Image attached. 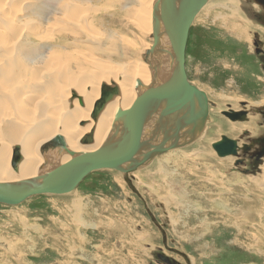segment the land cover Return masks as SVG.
Wrapping results in <instances>:
<instances>
[{
    "label": "rangeland",
    "instance_id": "rangeland-1",
    "mask_svg": "<svg viewBox=\"0 0 264 264\" xmlns=\"http://www.w3.org/2000/svg\"><path fill=\"white\" fill-rule=\"evenodd\" d=\"M157 1L144 8L151 16L139 23V12L129 14L137 7L132 0H0V58L13 61L6 70L8 77L0 83V145L8 148L4 128L14 119L19 139L11 140V147L20 150L22 145L28 150L30 132L38 117L36 105L63 117L66 108L74 105L76 110L64 119L76 123L78 133L83 128L78 141L84 145L81 139L93 133L85 127L90 122L95 127L97 119L91 114L101 87L118 86L119 74L127 65H122L124 61L148 64L146 87L156 86L150 50ZM259 5L256 0H210L192 22L185 69L190 83L207 94L209 114L204 124L182 146L170 148L169 143L168 148L157 151L130 172L101 169L88 174L69 193L36 195L19 205L0 203V264H264V184L253 182H264V156L257 161L249 147L242 148L248 143L259 149L261 141L250 134L249 123H256L255 115L245 109L254 106L249 102L264 100V69L254 45L264 40V22L258 19L264 18V8ZM236 23H244L249 37L237 38L238 34L227 27ZM139 25L146 26L145 33ZM93 32L97 33L92 40ZM114 35L118 37L116 43L111 37ZM123 37L132 45L128 49ZM135 43L138 46H133ZM98 46L115 47L112 56L98 53L100 58L111 60L100 59L99 66H85L84 48ZM73 50L77 52L71 56ZM36 51L47 55L43 66L30 60ZM155 62L156 57V67ZM49 68L56 69L50 72ZM139 79L132 81L138 93L145 88L135 84ZM11 93L16 94V100L9 96ZM82 93L92 96L89 105H84ZM223 95L247 102L236 105ZM142 101L146 102V97ZM89 107L88 120L78 121L73 116ZM257 110L263 122L258 124L264 127V108ZM240 111L243 114L238 119L224 113ZM5 112L17 116L4 118ZM147 124V135L156 134L149 135L147 143L161 145L156 142L161 138L160 126ZM173 127L160 134L171 136ZM58 135L65 140L64 134L58 133L39 146V152L46 156L40 165L43 168L49 163L56 168L59 164L54 167L52 158L68 154L55 150L51 155L55 148L51 142ZM195 135L199 138L191 140ZM222 135L237 141V156L220 157L214 150L213 143ZM151 146H144L141 153H149ZM17 156L16 161L21 158ZM135 160L145 159L136 156ZM6 163L4 169L12 171L9 161Z\"/></svg>",
    "mask_w": 264,
    "mask_h": 264
},
{
    "label": "water",
    "instance_id": "water-1",
    "mask_svg": "<svg viewBox=\"0 0 264 264\" xmlns=\"http://www.w3.org/2000/svg\"><path fill=\"white\" fill-rule=\"evenodd\" d=\"M206 2L207 0H158L155 5L158 20L155 21L154 25V42L156 43L158 40V30L162 23L166 34L171 40L173 58L171 69L166 78L155 86L154 97L129 111L117 110L115 126L112 128L106 142L97 151L80 152L76 155L74 151L67 149L65 140L61 135L56 136L51 143L55 147H62L68 153L74 155V159L33 179L19 183L0 182V203L19 205L36 195L69 193L88 174L101 169L130 172L129 167L123 168V165L126 162H135L136 156H139L143 147L147 145L146 122L148 114L154 106L165 103L164 108L161 110V118L174 113L180 115V113L186 111L174 124L172 135L167 137L166 142L170 140L172 144L170 148L179 146L182 129L189 125L193 126L194 130L201 127L208 115L205 108L206 105L208 106V97L204 91L198 89L188 80L185 62L190 27L194 17ZM136 85L138 86L139 82ZM117 93V88L102 85L101 97L96 101L91 117L96 119L104 105ZM195 99L198 100L199 104L195 105ZM224 113L232 119L240 117V113H234L235 115ZM201 119L203 124L198 127ZM81 140L82 143L87 144L91 143L93 138L91 134H88ZM213 148L220 157L238 155L237 141L225 135H222L220 140L213 143ZM163 149L164 147L162 148L160 145L151 147V151L144 156V162L157 151L162 152ZM243 149L248 150V146L243 147ZM18 150L19 147L16 146L14 159L11 162L14 169L15 158H18ZM258 155L262 156L264 152ZM140 163L142 162L136 161L135 165ZM127 181L130 185V181L128 179Z\"/></svg>",
    "mask_w": 264,
    "mask_h": 264
},
{
    "label": "bare ground",
    "instance_id": "bare-ground-1",
    "mask_svg": "<svg viewBox=\"0 0 264 264\" xmlns=\"http://www.w3.org/2000/svg\"><path fill=\"white\" fill-rule=\"evenodd\" d=\"M65 1V0H64ZM131 1V0H129ZM139 1L143 2V6L139 4ZM154 0H132V2L134 4H136L135 6L137 7H134V9L132 11L129 12V14L131 13H134L135 11L136 12H139V17H138V21L139 23H141L140 21L143 22V19H146L149 18L151 16V14H149L147 12L144 11V8L146 9V7H148L151 2H153ZM210 0H207V2L204 4L203 8L209 3ZM230 1V0H229ZM233 1V0H232ZM113 2V1H111ZM115 2V1H114ZM238 2V1H237ZM120 2H118L119 4ZM158 3V1H157ZM236 3V2H235ZM69 4V3H68ZM67 4V5H68ZM91 4V3H90ZM117 4V3H116ZM114 3V5H116ZM239 4V3H238ZM120 5V4H119ZM133 5V4H132ZM69 6V5H68ZM215 6V5H214ZM217 6V5H216ZM226 6V5H224ZM106 7V6H105ZM109 7V6H108ZM111 7V6H110ZM219 7V6H218ZM239 7V6H238ZM113 8V7H112ZM202 8V9H203ZM93 9V8H92ZM106 9V8H105ZM108 9V8H107ZM201 9V10H202ZM200 10V12H201ZM112 13V12H111ZM199 13V12H198ZM197 13V14H198ZM110 14V13H109ZM114 14V13H113ZM126 16H128L129 14L125 13ZM196 14V15H197ZM61 16V15H60ZM64 16V14L62 15ZM130 16V15H129ZM136 16V15H135ZM132 18V17H131ZM195 18V17H194ZM58 21L59 19L61 20V18H56ZM55 19V20H56ZM65 19V17L63 18V20ZM152 19V17H151ZM151 19H150V22L151 23ZM69 20V19H68ZM67 20V21H68ZM158 20V15L156 17H154V23L153 25H155V21ZM47 21V20H46ZM65 21V20H64ZM71 21V20H70ZM99 21V20H98ZM225 21V20H224ZM245 21V20H244ZM66 22V21H65ZM100 22V21H99ZM68 23V22H67ZM75 22H73V25H74ZM102 23V22H101ZM161 23V22H160ZM245 23L247 25H249V23H247L245 21ZM55 24V23H54ZM79 23H76V26L78 25ZM226 24V23H225ZM237 24V23H236ZM244 24V23H243ZM243 24L241 23V25H234L232 24V26H227L228 28H230V31L233 33V34H236L237 35V38H242L244 35L245 36H248L249 37V29L248 31L245 29V27L243 26ZM50 25V24H49ZM53 25V24H52ZM48 26V24H47ZM51 26V25H50ZM140 29L142 30V33H145L146 31V26H141L139 25ZM53 27V26H52ZM148 30L150 31L151 30V27L148 28ZM229 30V29H228ZM153 31H154V27H153ZM234 31V32H233ZM97 32H93V35L91 36V39L93 40L94 39V35L96 34ZM231 35V34H230ZM154 36V35H153ZM99 37V36H97ZM113 40H116L115 43L117 42L118 40V37H116L115 35L114 36H111ZM252 37V36H251ZM126 38V37H125ZM124 37L121 38L122 39V43L125 44L128 49V47L132 46V45H128L126 44V39ZM244 39V38H243ZM245 40V39H244ZM250 40V39H249ZM44 41V39H43ZM188 41V40H187ZM16 43V42H15ZM45 43V42H44ZM14 44V43H12ZM137 43H135V45L133 46H138L136 45ZM252 44V43H251ZM18 45V44H17ZM16 45V46H17ZM6 46V45H5ZM12 46V45H11ZM139 46L141 47V45L139 44ZM153 48L150 50V57L153 58V62L151 63L152 67L151 69L154 72V75L157 74V77H156V80H158V83L160 81H162L163 79L166 78L169 70L171 69V63L170 61H172V58H173V52H172V45H171V40L170 38L168 37V35L166 34L165 32V28H164V25H162V23L160 24V27H159V30H158V40L157 42L152 45ZM116 47V50L117 52H120L119 51V48L117 45H115ZM115 47L112 46L111 48H104L102 46H98L96 49L95 48H84L85 52H86V57L84 58L85 59V66H92V67H96V66H99V62H100V59L101 60H111L108 59V58H100V55L99 54H105L107 56H110L113 51L115 50ZM11 48V47H10ZM15 48V47H14ZM16 49V48H15ZM14 49V50H15ZM134 50V49H133ZM132 50V51H133ZM139 50V49H138ZM137 50V51H138ZM96 51V52H95ZM136 51V50H135ZM76 52L77 50H73L72 53H71V56H74L76 55ZM115 52V51H114ZM29 53V52H28ZM27 53V54H28ZM133 53V52H132ZM29 55V54H28ZM31 55V54H30ZM138 55V54H137ZM47 56V55H46ZM45 54L43 52H37L35 54H33V56L31 57L30 56V60H36V62H40V64L43 66V62L45 59ZM51 56V54H50ZM112 56V55H111ZM117 57L118 58H121L120 57V54L118 53L117 54ZM116 57V58H117ZM155 57L157 59V62L156 64H158V66L155 67V64H154V60H155ZM52 58V56H51ZM54 59L56 57H53ZM50 59V58H48ZM151 60V59H150ZM48 61V60H47ZM52 61V60H51ZM50 61V62H51ZM54 61V60H53ZM56 61V60H55ZM13 62L11 60H5V62L2 61V58H0V83L5 80L8 76H7V71L8 69H10L11 67L10 66V63ZM132 60H130L129 62L127 61H124L122 62V65H126L125 68L122 69V72L119 74V75H122L121 78H120V82L118 84V86H116V84H114V87L118 89V93H117V96H114L110 101V102H107L102 111L99 113V115L97 116V120L95 121L94 120V124H95V127H91L92 126V122H90L86 127H85V130H92V138H93V141L94 143L92 145L90 144H80V142L78 141L79 140V136L80 134H83V128H79L80 132L78 133L77 132V125L76 123H69V121L67 119H64L66 117H69L70 115V112H73L75 111L76 109H73L74 105L72 106V109H70L69 107L66 108V113L63 117V114L62 115H59V116H56V115H51V113H49L48 111V108H46V106H44V108H41V109H38L37 105H36V116L37 119H36V125L33 127L32 131L30 132V137L31 140H30V143H29V148L28 150H25L24 146L21 145L20 147V150H18V154L21 156V158L19 160H15V169L13 168L12 171H9V170H6V168L4 169V166H3V163L5 164L6 161H9V164H11L12 160L14 159V157L12 156V153L14 152L15 153V150L13 149V147H11L13 145V142H17L18 139H19V131H18V125L15 123L14 119L13 120V123H9L8 126L6 128H4L5 130V134L6 136L10 139H8V143L6 145H8V148H11V151L9 149V156L8 157H5L7 156V153H6V149L7 146H4L3 145H0V182L4 183V182H7V183H19L23 180H29V179H33V178H36V176L38 175H43V174H46L53 169L52 167V164L49 163V166H46V167H42L40 166L42 161L46 160V156L42 155L40 152H39V146L40 144L45 141V140H48L50 138H52L54 135H57L58 133H61V134H64V137H65V143H66V146H67V149L68 150H71V151H74L77 154H79L80 152H94V151H97L107 140L112 128L115 126V123H116V112L117 110L121 109L122 111H129L131 110V107L133 106L136 107L137 105L139 104H142V99L144 97H146L147 100H150L154 97V91L156 90V87L155 85H152L151 87H146L149 85V70L150 68L148 67L149 65L148 64H144L143 61H138V60H134L132 63ZM129 63V64H128ZM30 64V63H29ZM39 64V65H40ZM46 64V63H44ZM160 64V66H159ZM58 66L56 68L59 67V62L57 64ZM84 65V64H82ZM121 65V64H120ZM81 66V65H80ZM41 67V66H39ZM56 68H49V70L47 71H50L52 72L54 69ZM163 68L165 69L163 73H160V69ZM24 69V68H23ZM37 69V68H36ZM59 69V68H58ZM159 69V70H158ZM35 70V69H34ZM26 71V70H25ZM46 71V70H45ZM44 71V73H45ZM49 72V73H50ZM43 73V74H44ZM118 73V72H117ZM58 74V73H57ZM159 74H162L159 75ZM50 76V75H49ZM54 76V75H52ZM56 76V74H55ZM154 77V76H153ZM140 78V79H139ZM136 79H139L135 84H137L139 82V85H145V88L142 90V92L138 93V91L135 89V86L133 84V80H136ZM46 80V79H45ZM44 80V81H45ZM133 81V82H132ZM47 83V82H46ZM45 83V84H46ZM44 84V85H45ZM2 84H0L1 86ZM138 85V86H139ZM93 87V86H91ZM197 87V86H196ZM17 88V87H16ZM20 88V87H19ZM42 88V87H41ZM200 89V88H198ZM202 90V89H200ZM4 91V90H3ZM203 91V90H202ZM14 92V91H13ZM5 93V92H3ZM9 93V92H8ZM41 93H42V90H41ZM138 93V94H137ZM26 96V94H24ZM42 95V94H41ZM217 95V94H216ZM11 96L13 99L16 100V94L15 93H11ZM219 96V95H218ZM44 97V96H43ZM101 97V96H100ZM220 97V96H219ZM224 99H231L232 101H235V104L236 105H240L241 102L243 101H246L247 99H242V98H232L231 96H222ZM82 99H83V103L84 105L86 104H90V102L92 101V96L88 93H82ZM97 99V98H96ZM40 100V99H39ZM48 101V100H47ZM53 102L54 100L53 99H50L49 102ZM60 102H66V101H61L59 100ZM198 100L195 99V105H197V102ZM136 102V103H135ZM247 102V101H246ZM46 103V102H45ZM251 104H254V106H246L245 109L248 110V114L249 115H255V121L256 123H249V129H250V134L253 135V137H261L262 135H264V127L263 126H260L263 124L262 121H260L257 117V108L260 107V108H264V100H261V101H258V102H249ZM51 104V103H50ZM56 104V103H54ZM65 104V103H64ZM63 104V105H64ZM199 104V103H198ZM47 105V104H46ZM164 105L165 103H162L161 105L159 106H154L151 111L149 112V116L147 117L148 118V124L147 125H150V124H154L155 126H160V129L159 130V135H161V138L159 141H156L157 143L159 142H162L160 147H166L168 148L169 146V143L170 142H167V137L166 134L162 135L160 133H162V130L165 131V130H169V128L173 127V125L175 123H177V120H179L178 118L183 116V114H185L186 111H184V113H180V115H178L177 113H174L172 115H169V116H166L164 117V119L162 118H159L160 117V114H161V110L164 108ZM7 106V105H6ZM42 106V105H41ZM50 106V105H49ZM85 107V106H84ZM88 107V106H87ZM86 107V109H87ZM40 108V107H39ZM205 108L207 109V114H209V106H205ZM239 108V107H238ZM91 107L88 108V110H80L79 112H75L73 114V116H75L78 121L79 120H82V119H86L88 120V113L90 111ZM205 109V110H206ZM8 110V109H7ZM94 110V108H93ZM50 111H51V108H50ZM14 112V111H13ZM52 112V111H51ZM2 114V113H1ZM115 114V117L112 118V116ZM12 116H17L16 114H13V113H6L4 114V118H7V117H12ZM208 116V115H207ZM2 117V116H1ZM50 117H52L53 119H51ZM63 117V118H62ZM170 117V118H169ZM168 118V119H167ZM207 118V117H206ZM150 123V124H149ZM258 123H261L260 125ZM173 124V125H172ZM203 124V120L201 119L198 123V127ZM117 126V124H116ZM151 126V125H150ZM120 127V126H119ZM194 129L191 125L187 126L186 128L182 129L181 133H180V138L181 140L179 139V146L177 145V147H180L182 146L181 144L184 142V140H186L187 138H189L191 136V133H194ZM149 135H152L153 137H155L154 135L156 134H149ZM149 135H147V141L149 142L150 139H149ZM86 136V135H85ZM84 136V137H85ZM198 135H195L192 137L191 140H193L194 138H197ZM199 138V137H198ZM4 139V138H2ZM243 137L241 136L240 138V141H243ZM13 142H12V141ZM170 141V140H168ZM2 143V142H1ZM9 143L11 144L9 146ZM147 143V142H146ZM3 144V143H2ZM166 144V146H165ZM147 145L150 147L151 144H148ZM152 146H155V145H152ZM151 146V147H152ZM145 147H143L144 149ZM175 148V147H173ZM55 150H57L60 154L61 153H64L66 150L63 149L62 147H55V148H52V153L51 155L55 152ZM151 151V150H150ZM146 152V151H145ZM58 153V154H59ZM68 153V152H67ZM57 154V155H58ZM147 154V153H146ZM50 155V156H51ZM56 155V159L58 158V156ZM156 155V154H155ZM55 156V155H54ZM74 155H71L70 153L68 154H62L60 155V157L55 160V157L52 158V163H53V166L56 168H58L59 166H62L64 164H67L69 162H71L74 158H73ZM145 153L144 151L142 153H140V155L138 157H140L142 160L144 158ZM49 157V155H47V158ZM9 159V160H5V159ZM2 159V160H1ZM233 159V158H232ZM231 158H229L228 160H232ZM35 162H36V165H35ZM143 162V164L145 163L144 161H141ZM134 162H131V163H125L123 165V168H127L129 167V169H133L139 165H135V163L133 164ZM7 164V163H6ZM126 166V167H125ZM12 167V164L11 166ZM40 167V169H39ZM133 167V168H132ZM41 169H43L41 171ZM6 170V173H4V171ZM263 171H264V164H263ZM8 172V173H7ZM264 180V179H263ZM254 183H256L257 185H263L264 182L262 181H258V180H254L253 181ZM257 191V190H255ZM260 192V191H259ZM256 193V192H255ZM257 194V193H256ZM259 195V194H258ZM247 196V195H246ZM245 196V197H246ZM244 197V196H243ZM253 197V196H252ZM261 198V197H260ZM252 199V198H251ZM243 200V199H242ZM246 205V204H245ZM226 207V206H225ZM242 208V207H241ZM252 208V207H251ZM263 210V209H262ZM257 211V210H256ZM246 217V216H245ZM257 220V219H256ZM31 262V261H30Z\"/></svg>",
    "mask_w": 264,
    "mask_h": 264
},
{
    "label": "flooded vegetation",
    "instance_id": "flooded-vegetation-1",
    "mask_svg": "<svg viewBox=\"0 0 264 264\" xmlns=\"http://www.w3.org/2000/svg\"><path fill=\"white\" fill-rule=\"evenodd\" d=\"M261 6H262V9L264 8V0H256ZM259 5V6H260ZM260 6V7H261ZM260 11H262V10H260ZM258 19L261 21V22H264V18H261V17H258ZM254 45H255V50H256V55L258 54V56H260V59L258 60V61H261V63H262V68L264 69V40H257V41H255V43H254ZM243 105H245V104H243ZM235 113H239V112H235ZM230 114H232V115H235V114H233L232 112H230ZM243 114V112L242 111H240V115H242ZM262 137H264V136H262ZM262 137H260L259 139H261V141H260V144L258 145V146H260V148L259 149H253L252 148V146H251V148H250V152H254V155L257 157L256 158V160L258 161V160H261L262 159V157L264 156V155H262V156H259L258 154H260V153H262V152H264V138H262ZM251 145V144H250ZM248 143H245L244 145H243V147H249L250 146ZM242 147V148H243ZM162 258V257H161ZM161 260H165V258L163 257ZM165 261H167V259L165 260Z\"/></svg>",
    "mask_w": 264,
    "mask_h": 264
}]
</instances>
